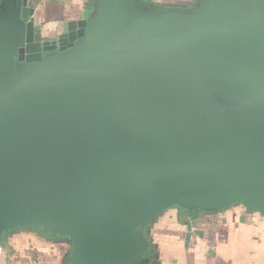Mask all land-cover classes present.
<instances>
[{"label": "water", "instance_id": "obj_1", "mask_svg": "<svg viewBox=\"0 0 264 264\" xmlns=\"http://www.w3.org/2000/svg\"><path fill=\"white\" fill-rule=\"evenodd\" d=\"M32 17L0 22V237L149 264L141 226L168 208L264 214V0H94L50 36Z\"/></svg>", "mask_w": 264, "mask_h": 264}, {"label": "crops", "instance_id": "obj_2", "mask_svg": "<svg viewBox=\"0 0 264 264\" xmlns=\"http://www.w3.org/2000/svg\"><path fill=\"white\" fill-rule=\"evenodd\" d=\"M24 0H0V22ZM201 0H143L150 8H192ZM32 19L44 36L62 29L66 22L82 18L94 0H27ZM189 212L180 207L166 209L152 223L141 226L148 242L149 264H264V214L248 212L234 204L216 213ZM50 237V234L49 236ZM50 238H65L51 235ZM67 239V238H66ZM0 247L7 261L0 264H71L73 245L54 240L33 244L15 239Z\"/></svg>", "mask_w": 264, "mask_h": 264}, {"label": "trees", "instance_id": "obj_3", "mask_svg": "<svg viewBox=\"0 0 264 264\" xmlns=\"http://www.w3.org/2000/svg\"><path fill=\"white\" fill-rule=\"evenodd\" d=\"M191 214H196V213H191ZM49 236V234L43 230L42 228H32V227H21L18 228L12 232H8L6 234H3L0 237V240H4L7 239V241L11 244H16L15 243V239H23V241L26 243L30 242L33 244H37L38 241L40 240H46L48 242H52L54 240L58 241L60 244H63L66 247L71 246V241L66 239V238H50L47 237ZM3 247H7V246H3Z\"/></svg>", "mask_w": 264, "mask_h": 264}, {"label": "rangeland", "instance_id": "obj_4", "mask_svg": "<svg viewBox=\"0 0 264 264\" xmlns=\"http://www.w3.org/2000/svg\"><path fill=\"white\" fill-rule=\"evenodd\" d=\"M218 99H219L220 103L222 104V106H223V108L225 110H231V111H234V112L237 111V108L235 106H233L226 98H221V97L218 96ZM32 228L35 229V228H42V227L37 226V227H32ZM4 234H6V233H4ZM48 234H50V233H48ZM50 235H52V234H50ZM9 245H10V243L7 241V239L0 240V247H3V246H7L8 247ZM7 259H8V257L6 258L4 253L0 254V260L7 261Z\"/></svg>", "mask_w": 264, "mask_h": 264}]
</instances>
